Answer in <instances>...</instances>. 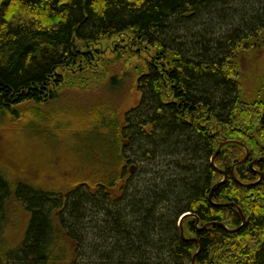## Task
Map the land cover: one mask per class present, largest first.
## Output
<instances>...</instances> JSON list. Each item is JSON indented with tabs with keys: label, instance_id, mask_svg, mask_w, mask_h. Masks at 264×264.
Instances as JSON below:
<instances>
[{
	"label": "trees",
	"instance_id": "obj_1",
	"mask_svg": "<svg viewBox=\"0 0 264 264\" xmlns=\"http://www.w3.org/2000/svg\"><path fill=\"white\" fill-rule=\"evenodd\" d=\"M262 44L264 0H0V124L108 93L69 134V190L0 167V264H264V73L256 102L241 72ZM188 212L220 224L189 216L185 240Z\"/></svg>",
	"mask_w": 264,
	"mask_h": 264
},
{
	"label": "rangeland",
	"instance_id": "obj_2",
	"mask_svg": "<svg viewBox=\"0 0 264 264\" xmlns=\"http://www.w3.org/2000/svg\"><path fill=\"white\" fill-rule=\"evenodd\" d=\"M255 52V57L251 62L248 61V64L245 59H241L243 65L245 64L241 72L244 80H247L245 82L247 96L250 98L254 94L250 101L257 102L263 95L259 92L262 86L253 79L258 76L262 68V74L264 73V59H262L264 44L259 45ZM118 68L120 69L121 66ZM246 75L252 76L247 79ZM104 96L108 97V93L95 84L86 91H79L74 87L66 88L59 99L41 106L42 110L49 114L43 118L45 121L42 124H38L39 119L36 117H28L25 120L14 118L8 123L0 124L1 169L7 171L11 178L25 180L36 187L64 192L69 190L72 183L79 178L71 171V166L75 162L71 153L78 152L79 145L70 135L79 132L87 121L89 115L84 108L98 104L100 98ZM138 98L139 93L136 87H133L123 110L135 104ZM22 108L29 116L35 105L28 103ZM14 217L18 218V216ZM19 217V221L18 219L15 221L14 230L9 233L13 241L21 239L23 225L28 218L23 212L19 213ZM71 244L70 239H67L65 246L68 245L69 249Z\"/></svg>",
	"mask_w": 264,
	"mask_h": 264
},
{
	"label": "water",
	"instance_id": "obj_3",
	"mask_svg": "<svg viewBox=\"0 0 264 264\" xmlns=\"http://www.w3.org/2000/svg\"><path fill=\"white\" fill-rule=\"evenodd\" d=\"M230 143H240V142H238V141H233V140H227V141L222 142V143L220 144L218 150L216 151V153H215V154L212 156V158H211V161H212V164H213V165H216V164H215V160H216L218 154L220 153V151L222 150V148H223L226 144H230ZM246 150H247V155H246V157H245L243 160H241L239 163H243V162H245V161L247 160L248 155H249V150H248V148H246ZM257 161H258V159L255 160V161H253V162L251 163V166L254 167V165L257 163ZM237 165H238V164H235V165L233 166V176H236L234 169H235V167H236ZM227 177H228V175H227V173L225 172V173H224V179H223V181L220 182L219 184H217V186L220 185L221 183H223V182L227 179ZM217 186H215V188H216ZM210 198H211V196H210ZM222 205H227V204H222ZM234 205L237 206L235 203H234ZM237 207H238V206H237ZM238 209H239V211H240V213H241V216H242L243 222H244V224H245V220H246V218H245V216L243 215L242 210L240 209V207H238ZM189 216H195V215L192 214L191 212H188V213L184 214V215L180 218V220H179L180 233H181V236H182L183 238H185V240H189V238H187V237L185 236V232H184V223H185L186 218H188ZM195 217H196V216H195ZM196 218H197V217H196ZM199 223H200V220H199V218H197V219H196V225H197V228H198L199 230H203V229L207 228L208 226H211V225L216 224V223H219V222H210V223H206L204 226H201V227L199 226ZM219 224H220V223H219ZM237 230H238V229H231V231H237ZM195 240H196L197 242H199V240H197V239H195ZM194 263H195V257H194V259H193V264H194Z\"/></svg>",
	"mask_w": 264,
	"mask_h": 264
}]
</instances>
